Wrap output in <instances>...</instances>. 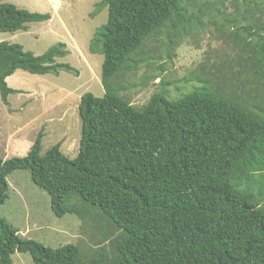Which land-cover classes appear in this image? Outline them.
Segmentation results:
<instances>
[{
	"label": "trees",
	"instance_id": "1",
	"mask_svg": "<svg viewBox=\"0 0 264 264\" xmlns=\"http://www.w3.org/2000/svg\"><path fill=\"white\" fill-rule=\"evenodd\" d=\"M253 1L257 8L264 4ZM188 3L200 12L218 11L220 4L95 2L91 17L106 8L107 18L95 28L88 50L103 56L104 93L79 97L78 154L70 159L58 144L40 154L41 128L24 156L0 157V206L7 198L6 176L26 170L48 194L55 216L104 222L113 233L109 250L102 245L85 256L72 243L51 248L19 237L0 216V264H13L14 252L28 253L33 264H264V19L251 15L254 20L245 21L239 10L217 23L233 54L218 56L219 66L192 73L197 84L181 96L168 98L159 85L135 106L115 82L140 59L151 58L136 57L151 51L145 48L148 40L164 34L163 50H173L186 25L200 18L188 14ZM48 19V12L0 3V32ZM67 53L64 42L34 54L20 43L0 41L2 102L19 92L6 81L17 69L77 75L69 63L56 62Z\"/></svg>",
	"mask_w": 264,
	"mask_h": 264
},
{
	"label": "rangeland",
	"instance_id": "2",
	"mask_svg": "<svg viewBox=\"0 0 264 264\" xmlns=\"http://www.w3.org/2000/svg\"><path fill=\"white\" fill-rule=\"evenodd\" d=\"M97 1L0 0V3H13L30 11L50 13V19L30 22L26 30L0 32V41L20 43L34 54H41L51 45L64 42L68 53L56 58V62H67L78 71L77 75L62 69L58 74H32L17 69L6 78L7 85L19 92L9 94L7 104L0 98L1 158L24 156L41 128L40 154L56 144L70 159L78 154L79 97L87 91L98 97L104 93L101 83L103 56L88 50L95 28L107 18L106 8L91 17L90 12ZM216 1L220 3L218 11L208 12H200L196 5L188 3V14L200 18L198 21L192 18L181 36L176 37L177 44L171 47L173 50L169 54L161 44L166 38L164 34L148 40L145 48L150 47L151 51L138 53L136 57L147 55L151 58L140 59L135 69L124 72L121 79L115 80L119 93L135 106L147 102L159 90V85L168 98L181 96L197 84L192 73L201 70V66L206 69L219 66L221 59H217L218 56L233 54L225 32L217 23L236 16L239 10L245 21L252 22L251 15L264 19V4L257 5V8L253 6V0L245 4L242 0ZM231 65L237 68L236 59H231ZM244 78L245 73H242L239 79ZM162 79L169 84H160ZM250 87L252 89L253 85ZM240 88H247V85ZM6 180L7 198L0 206V216L17 230L19 237L36 240L51 248L72 243L85 256L95 254L102 245L109 250L108 242L113 233L109 234L104 222L82 221L69 213L55 216L50 209L48 194L32 183L26 170L12 171ZM11 260L13 264H33L26 252H14Z\"/></svg>",
	"mask_w": 264,
	"mask_h": 264
},
{
	"label": "water",
	"instance_id": "3",
	"mask_svg": "<svg viewBox=\"0 0 264 264\" xmlns=\"http://www.w3.org/2000/svg\"><path fill=\"white\" fill-rule=\"evenodd\" d=\"M161 88H162V86H161ZM163 89V88H162ZM162 93H164V91L162 90Z\"/></svg>",
	"mask_w": 264,
	"mask_h": 264
}]
</instances>
